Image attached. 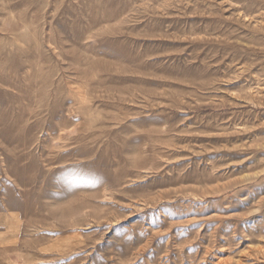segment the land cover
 Instances as JSON below:
<instances>
[{
	"label": "rangeland",
	"instance_id": "374dc122",
	"mask_svg": "<svg viewBox=\"0 0 264 264\" xmlns=\"http://www.w3.org/2000/svg\"><path fill=\"white\" fill-rule=\"evenodd\" d=\"M0 264H264V0H0Z\"/></svg>",
	"mask_w": 264,
	"mask_h": 264
}]
</instances>
